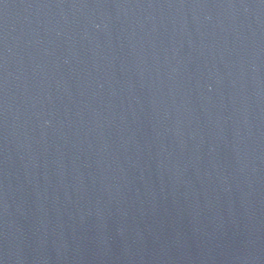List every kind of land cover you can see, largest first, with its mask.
Returning <instances> with one entry per match:
<instances>
[{"label":"water","instance_id":"1","mask_svg":"<svg viewBox=\"0 0 264 264\" xmlns=\"http://www.w3.org/2000/svg\"><path fill=\"white\" fill-rule=\"evenodd\" d=\"M0 264H264V0H0Z\"/></svg>","mask_w":264,"mask_h":264}]
</instances>
